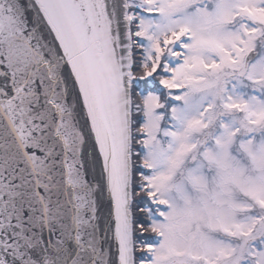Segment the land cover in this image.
Instances as JSON below:
<instances>
[{
    "label": "snow or ice",
    "instance_id": "6c2138e0",
    "mask_svg": "<svg viewBox=\"0 0 264 264\" xmlns=\"http://www.w3.org/2000/svg\"><path fill=\"white\" fill-rule=\"evenodd\" d=\"M0 264H264V0H0Z\"/></svg>",
    "mask_w": 264,
    "mask_h": 264
}]
</instances>
